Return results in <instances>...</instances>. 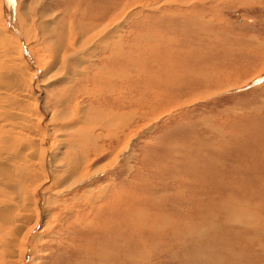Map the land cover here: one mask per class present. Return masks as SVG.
<instances>
[{
    "label": "rangeland",
    "instance_id": "rangeland-1",
    "mask_svg": "<svg viewBox=\"0 0 264 264\" xmlns=\"http://www.w3.org/2000/svg\"><path fill=\"white\" fill-rule=\"evenodd\" d=\"M9 1L47 170L92 171L15 264H264V0Z\"/></svg>",
    "mask_w": 264,
    "mask_h": 264
},
{
    "label": "bare ground",
    "instance_id": "bare-ground-1",
    "mask_svg": "<svg viewBox=\"0 0 264 264\" xmlns=\"http://www.w3.org/2000/svg\"><path fill=\"white\" fill-rule=\"evenodd\" d=\"M12 1L13 0H10V3L8 2V7L6 8L7 11L10 10L15 17V6L12 4ZM3 7L1 4L0 264H15L14 258L23 256L22 259L24 262L27 253L29 254V248L25 249L23 252L19 247L22 242L26 241L27 233H32V231L37 229L40 222L39 220L41 219L40 214L42 212L40 213L38 205L41 203L43 196L39 189H42L45 184H47V188H49L50 185L54 186V194L59 197L61 192L73 190L75 185L77 187V184L88 178L92 171L88 172L87 170L88 173L80 174V177L75 175V177L78 178H75L74 184L72 183V185L65 187V189H59V185L65 183L69 178L60 180L57 173L54 171L55 169L47 170V164L51 167L49 163H52L55 159L49 147L48 150L46 147L42 148L41 146L43 141L46 142L47 135L45 134V130L44 132L41 130L45 137L41 138V132L38 133L36 129L39 119L37 118L38 115L36 116L33 111L37 106L35 101L32 100L31 90H33L37 72L31 71V58L28 52L24 53L25 45L19 40V34L14 27L15 25L6 23V18H4L2 13ZM16 17L20 27L23 29L24 33H26L24 19L20 15ZM86 40H88V38H86ZM60 42L62 47H68L63 41ZM43 117H46V115ZM44 119L45 118H43V120ZM51 120L52 119H50V122ZM41 139H43L42 142ZM75 157L76 162L81 159L79 156ZM73 175H71V177ZM33 184L37 185V188L35 187V192H32L35 189ZM32 188L34 189L31 190ZM55 188H58V190ZM35 214L37 216L36 225L28 230V232H25L28 225H30L31 221L34 219ZM41 231L43 232V230ZM31 233H28V235ZM24 234L25 240L22 239ZM24 245L26 246V244ZM21 252H23V255H21Z\"/></svg>",
    "mask_w": 264,
    "mask_h": 264
}]
</instances>
